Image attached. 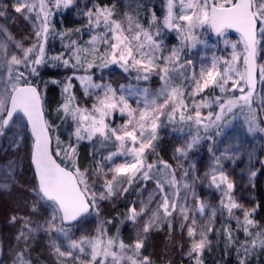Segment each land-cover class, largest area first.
<instances>
[{"label": "snow or ice", "instance_id": "1", "mask_svg": "<svg viewBox=\"0 0 264 264\" xmlns=\"http://www.w3.org/2000/svg\"><path fill=\"white\" fill-rule=\"evenodd\" d=\"M74 2L11 0L9 5L0 4V17L9 18L7 9L11 7L17 17L32 26L27 37L32 42L26 45L0 24V135L16 126L30 136L34 180L31 213L41 209L45 213L38 223H33L30 215L11 217L10 223L20 225L17 245H24L14 248L13 264H33L29 242L41 231L49 237L57 264H153L144 254L150 234L167 225L171 238L177 223L182 234L186 233L188 248L182 255L188 264H205L204 253L211 251L209 236L213 233L218 243L223 239L226 256L234 248L238 264H249L257 248L264 250V229L253 219L256 209L237 199L235 180L224 169L222 158L234 159L238 153L228 149L219 156L213 153L210 169L203 177L185 168L178 179L176 169L159 158L157 149L160 129L169 125L173 131L189 130L190 138L175 148L174 158L180 167L179 157L186 159L202 139L214 142L211 130L220 136L236 119H243L247 133L264 134L259 123L264 92L259 94L260 109L254 106L257 84L264 86V63L257 59L264 53V0H164L162 19L143 4L135 14L126 10L122 16L114 3L94 4L82 12L86 21L81 27L58 31L52 17ZM141 10L146 15L151 12L147 27L138 18ZM85 30L88 39L81 42ZM164 30L174 32L178 41L166 54ZM229 30L239 35L238 42L225 39ZM207 33L231 46V58L213 53L210 60L201 58L197 71L196 62L187 53L198 46L206 47ZM57 38L62 50L50 54L49 40ZM111 65L120 67L137 85L155 73L161 87L152 91L129 83L117 89L110 83H97L92 69ZM60 66L72 69L63 81H50L61 88L57 118L64 125L71 122L67 141L61 137L60 125L49 122L42 91L49 81L41 78V69ZM74 81L79 82L86 100H91L90 106L81 103ZM117 114L122 118L119 124L115 123ZM27 138L20 135L18 139ZM84 141L92 145L90 168L79 163V146ZM209 151H213L211 147ZM153 154L155 158L150 159ZM191 167L194 170L195 166ZM256 175V170H250V183ZM14 179L9 166L0 174V190H9V181ZM197 181L220 194L218 206L197 195ZM149 183L154 187L145 199L143 193ZM130 191L137 197L127 206L115 234L109 233L107 225L116 221L101 219L95 235L74 238L76 225L93 213L100 216V201ZM125 223L134 230L131 242L120 234V225ZM240 232L243 240L239 239ZM61 237L66 247L58 242Z\"/></svg>", "mask_w": 264, "mask_h": 264}, {"label": "rangeland", "instance_id": "2", "mask_svg": "<svg viewBox=\"0 0 264 264\" xmlns=\"http://www.w3.org/2000/svg\"><path fill=\"white\" fill-rule=\"evenodd\" d=\"M11 0H0V4L9 5ZM87 6V0H75L73 6L68 9H62L59 13L72 12L74 15H82V12ZM129 10L135 14V6L133 3L128 2L123 6L117 7L116 11L119 15H123L124 11ZM9 18L0 17V24H4L9 32L15 37L16 40H22L26 45L32 41L27 37L32 32V26L22 17H17L14 10L9 7L7 9ZM57 14V13H56ZM11 17H17L13 20ZM162 19V18H161ZM167 37L163 43L165 46V54L171 50L172 47L178 45L176 35L174 32H167ZM171 37L175 42H169ZM207 40V46H198L192 50L191 53H187V56L196 62V69L199 70V63L201 58L210 60L213 53L218 57H225L230 59L232 48L231 46H225L223 40L217 38L214 34L207 33L204 37ZM225 39H228L232 43H236L239 40V35L236 32L228 31ZM242 51V47L238 49ZM258 63H264V53L258 56ZM191 71V68H189ZM83 75V74H81ZM93 79L97 83H110L113 87L119 89L121 84H133L137 85V82L129 80L128 76L120 69L104 68L103 70L97 69L94 72ZM161 80L159 75L152 74L150 79L146 82L138 83V87H148L152 91H156L161 87ZM74 91L79 97L82 104L87 103L91 105V100H86L83 90L80 87L78 81H74ZM264 92V86L258 83L257 86V99L254 106L259 110L260 101L259 94ZM134 104V100L132 101ZM205 112L207 109L204 110ZM52 122L55 125H59L60 120L56 115H52ZM122 118L119 114L115 117V123H121ZM259 123L264 127V111H260ZM60 130H62L60 128ZM65 136H68V132L63 131ZM61 134V132H60ZM194 134V130H193ZM211 134L215 137V141L209 139H202L201 142L188 152V156L179 157L182 167L177 165V160L174 158L175 148L184 144L189 138V130L184 129L183 132L176 130L173 131L169 125L160 129V140L158 141V153L159 158H162L160 153L165 150L168 152L171 158V164L176 169V175L179 179L183 175L185 168H188L190 173L194 171L195 175L203 177L210 169L213 160V153L219 156L226 149L230 152L238 153V156L234 159H223L222 163L224 169L228 171L231 177L235 180L236 191L235 195L237 199L248 208H255V185L260 172V165L264 163V134L255 133L249 134L246 130V125L242 118L236 119L231 122L223 131L220 136H215V129L211 130ZM20 135H25L28 138L20 141L18 138ZM201 135H205L201 130ZM17 140V144L13 141ZM31 139L28 136L26 130H21L16 126H12L4 130L3 135H0V174L7 172L9 166L12 167L15 179L9 181L11 187L9 190H0V264H13L15 257L14 248H23V242L17 245L16 235L20 225H13L10 223L11 217L16 215L31 216L33 223L41 222L45 213L43 209L37 213H31V205L33 203L30 191L33 187V172L29 166V151H30ZM212 148V152L209 148ZM251 154V159L249 158ZM155 158V154L150 156V159ZM82 167L85 165L80 164ZM194 165V170L192 169ZM88 167V166H87ZM250 170H256L257 175L254 180L249 182ZM191 179V177H188ZM254 184V187L252 186ZM99 187V184H97ZM154 187V184L149 183L147 190L144 191L143 197L146 199L148 191ZM197 195L207 201L212 206H218L220 194L215 189H210L205 183L197 181L194 185ZM121 195L114 196L110 200L100 201V216L97 217L95 213L81 221L76 227L73 228V236L79 239L84 235H95V230L99 220H107V214L110 210L114 209L119 201ZM137 195L134 199H136ZM139 205V201H137ZM231 223L236 224L233 219ZM257 224H259L257 222ZM125 232L121 235L122 238L131 242L134 239V230L130 223H125ZM221 226V218L217 217L216 227ZM109 230V227H107ZM110 232V231H109ZM55 236V234H53ZM216 234H210L209 239L212 241L211 251L214 249ZM62 246L66 247V244L61 237L58 241ZM31 245L30 258L33 264H57V258L50 247L49 237L46 233L41 231L38 233L37 238L34 241L29 242ZM183 246V247H182ZM188 242L186 233L182 234L179 224L175 226V231L172 233L171 238L168 236L167 225L163 227L162 231H154L150 234L144 254L152 258L153 264H170L174 260H184L188 263L187 259L182 255V251H187ZM205 251L204 256L211 252ZM249 264H264V250L257 248L255 254L249 258Z\"/></svg>", "mask_w": 264, "mask_h": 264}, {"label": "trees", "instance_id": "3", "mask_svg": "<svg viewBox=\"0 0 264 264\" xmlns=\"http://www.w3.org/2000/svg\"><path fill=\"white\" fill-rule=\"evenodd\" d=\"M131 2L135 6V10L137 9L138 5L143 4L146 5L149 9H154L156 15L158 17L163 16V5H164V0H87V6H92L94 4H116L117 7L123 6L126 3ZM151 16V12H148L147 15L143 10L139 12V20L145 24L147 27V21ZM86 21L85 17H81V15H74L72 12H66V13H57L52 17V23L55 25L56 29L58 31H63L66 29H75L77 27H81ZM80 34H76V36H79ZM76 36H73V38H76ZM167 37V33L164 30L163 34V41ZM88 39V33L85 30V32L82 35V41H85ZM169 42H175L174 38L171 37L169 39ZM62 50V45L61 41L57 39H50L48 43V51L50 54H55L58 53ZM111 69H120V67L116 65H111ZM98 68H93L92 72L94 73ZM72 74V69H65L64 67H45L41 69V78L44 81H49L48 87L44 91L45 95V105H46V112L48 113V118L49 122H52V115H56L55 113V108L57 104L59 103L61 99V88L60 86L56 84L50 83L52 80H59L63 81L67 75ZM80 74H83L81 72ZM134 82V79H132ZM146 82L141 80L139 83ZM60 130L61 132V137L64 141L68 140V136H65L63 131H67L71 127V122L67 125L61 124V121L59 122ZM55 147V145H53ZM99 148V145H97ZM92 148V145H90L87 141L81 142L79 146V163L83 164L85 166H88L89 168L91 167V159L89 156V152ZM101 152L106 153V149L100 148ZM162 159L167 161L168 163H171V158L168 155V152L165 150L161 151L160 153ZM258 179L255 185V193H256V198H255V212L253 213V219L258 222L259 224L258 227L260 229H264V163L260 165V172L258 174ZM137 193L135 191H130L129 193L123 194L120 196L118 203L116 204L115 208L110 210L107 214V220L111 219L113 221H116V223L109 224L107 227H109V233L110 234H115L116 227L118 226L120 218L123 217L127 206L129 203L134 200L135 196ZM232 224V227L235 228L236 224ZM126 226L125 224L120 225V234L122 235L125 232ZM255 232L256 229H253ZM239 239L243 240L244 235L242 232L239 233ZM214 249L207 253L204 256V262L205 264H238L237 261V256H236V251L235 249H229V254L226 256L225 255V244L223 239L221 238L219 243L217 242V236L215 238V244H214ZM170 264H188L184 260H174Z\"/></svg>", "mask_w": 264, "mask_h": 264}, {"label": "water", "instance_id": "4", "mask_svg": "<svg viewBox=\"0 0 264 264\" xmlns=\"http://www.w3.org/2000/svg\"><path fill=\"white\" fill-rule=\"evenodd\" d=\"M229 31H233V30H229ZM234 32V31H233ZM258 85V84H257ZM29 165H30V158H29ZM30 168H31V166H30ZM32 170V169H31ZM33 172V171H32Z\"/></svg>", "mask_w": 264, "mask_h": 264}]
</instances>
